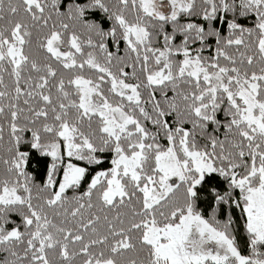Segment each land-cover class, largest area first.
<instances>
[{"label":"snow or ice","instance_id":"obj_1","mask_svg":"<svg viewBox=\"0 0 264 264\" xmlns=\"http://www.w3.org/2000/svg\"><path fill=\"white\" fill-rule=\"evenodd\" d=\"M0 264H264V0H0Z\"/></svg>","mask_w":264,"mask_h":264}]
</instances>
